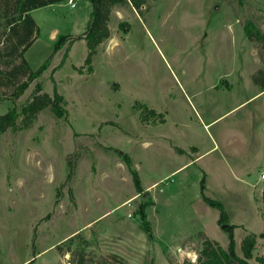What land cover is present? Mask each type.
Here are the masks:
<instances>
[{
    "label": "rangeland",
    "instance_id": "obj_1",
    "mask_svg": "<svg viewBox=\"0 0 264 264\" xmlns=\"http://www.w3.org/2000/svg\"><path fill=\"white\" fill-rule=\"evenodd\" d=\"M75 2L31 11L33 70L69 37L24 94L0 100V114L20 111L39 84L68 109L0 134V264H70L69 244H58L76 233L70 248L77 255L86 242L90 263L195 264L205 239L227 248L230 235L242 255V239L264 231V43L245 31L264 32V0L115 4L93 72L84 38L93 5ZM144 105L166 121L143 119ZM202 180L224 204L221 222ZM254 254L264 255L262 240Z\"/></svg>",
    "mask_w": 264,
    "mask_h": 264
},
{
    "label": "trees",
    "instance_id": "obj_2",
    "mask_svg": "<svg viewBox=\"0 0 264 264\" xmlns=\"http://www.w3.org/2000/svg\"><path fill=\"white\" fill-rule=\"evenodd\" d=\"M66 0H7L2 16L5 20L4 26V43L0 47V100L3 97L17 100L28 89L30 84L51 64V59L57 50L63 47L64 40L69 36L62 35L55 43V47L51 56L37 69L33 70L25 57L26 50L33 43L36 33L38 32V25L31 14L33 9L46 6L49 4L60 3ZM92 2L93 9L88 21V30L84 34L89 46V52L85 59L90 72H93V58L97 53L98 45L110 36L109 19L112 7L115 4H124L127 0H89ZM134 5L139 6L144 0H130ZM124 23L121 24L123 27ZM247 36L251 40L258 39L264 43V32L257 29L253 24L245 27ZM67 55H64L63 60ZM260 74L264 77V69H260ZM258 81L257 77H255ZM260 85L264 90V78ZM12 90L8 93V90ZM9 94V95H8ZM140 105L139 107H141ZM50 108V110L58 117H63L68 114L67 99L57 89L53 94L43 92L42 87L38 84L36 86L35 94L21 110L16 106H12L9 110L0 114V134L7 131L9 128L16 130L18 128H27L31 126L33 121L37 118L40 111ZM141 110L143 119H151L152 117L161 116L160 122H165V114L157 112L154 108H149L144 105ZM142 111V112H143ZM22 116L21 125L18 124V118ZM134 177L135 184L138 191H141L140 181L137 170L133 167L131 158L125 155ZM204 180V179H203ZM202 180V197L210 206L217 207L221 210L219 221L224 219V204L214 198L205 194V186ZM264 195V194H263ZM264 216V206H263ZM78 233L69 236L67 239L61 241L58 245L66 242L69 244L68 251L73 254V259L70 264H109L107 261H99L90 263L87 260V253L85 251L86 242L81 245V251L75 255L70 248L71 244L78 238ZM259 240H262L264 245V231L260 234L249 233L242 239L241 250L242 255H239L236 250V241L233 235H230V241L227 248L223 247L217 242L210 239H205L201 248L198 251V259L195 264H264V255H255L254 252L258 247ZM255 257V261L250 260ZM33 261L28 262L31 264Z\"/></svg>",
    "mask_w": 264,
    "mask_h": 264
},
{
    "label": "built area",
    "instance_id": "obj_3",
    "mask_svg": "<svg viewBox=\"0 0 264 264\" xmlns=\"http://www.w3.org/2000/svg\"><path fill=\"white\" fill-rule=\"evenodd\" d=\"M68 3H69L72 7H74V6L76 5L75 0H68ZM261 178L264 179V172L261 173Z\"/></svg>",
    "mask_w": 264,
    "mask_h": 264
},
{
    "label": "water",
    "instance_id": "obj_4",
    "mask_svg": "<svg viewBox=\"0 0 264 264\" xmlns=\"http://www.w3.org/2000/svg\"><path fill=\"white\" fill-rule=\"evenodd\" d=\"M222 226H223L224 228H225V227H227V225H226V224H223Z\"/></svg>",
    "mask_w": 264,
    "mask_h": 264
},
{
    "label": "crops",
    "instance_id": "obj_5",
    "mask_svg": "<svg viewBox=\"0 0 264 264\" xmlns=\"http://www.w3.org/2000/svg\"><path fill=\"white\" fill-rule=\"evenodd\" d=\"M183 165H185V164H182V166H183ZM182 166H181V167H182Z\"/></svg>",
    "mask_w": 264,
    "mask_h": 264
}]
</instances>
